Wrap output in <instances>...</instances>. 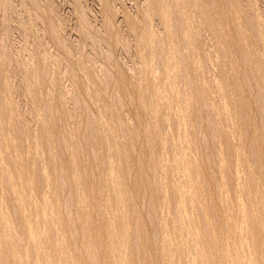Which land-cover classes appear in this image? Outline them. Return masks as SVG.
<instances>
[{"label":"rangeland","instance_id":"1","mask_svg":"<svg viewBox=\"0 0 264 264\" xmlns=\"http://www.w3.org/2000/svg\"><path fill=\"white\" fill-rule=\"evenodd\" d=\"M0 153V264H264V0H0Z\"/></svg>","mask_w":264,"mask_h":264},{"label":"bare ground","instance_id":"2","mask_svg":"<svg viewBox=\"0 0 264 264\" xmlns=\"http://www.w3.org/2000/svg\"><path fill=\"white\" fill-rule=\"evenodd\" d=\"M209 1V0H208ZM203 3V2H202ZM205 3V2H204ZM200 5H201V2H200ZM206 15V14H205ZM248 16H250V15H248ZM205 17V16H204ZM241 18V17H240ZM207 23V22H206ZM236 26H237V24H236ZM232 29V28H231ZM224 30V29H223ZM251 33V32H250ZM188 34V33H187ZM230 34V33H229ZM227 35V34H226ZM234 37V36H233ZM184 40V39H183ZM234 41V40H233ZM221 43V42H220ZM224 47V46H223ZM237 50V49H236ZM2 53V52H1ZM2 56V55H1ZM196 56V55H195ZM2 58V57H1ZM230 61V60H229ZM259 63V62H258ZM239 64V63H238ZM76 70V69H75ZM45 72V71H44ZM123 72V71H122ZM228 72V71H227ZM36 75V74H35ZM153 77V76H152ZM7 78V77H6ZM237 78V77H236ZM236 81V80H235ZM80 83V82H79ZM160 83V82H159ZM88 85V84H87ZM220 85V84H219ZM227 85V84H226ZM41 86V85H40ZM93 86V85H92ZM237 86V85H236ZM151 87V86H150ZM3 88V87H2ZM49 88V87H48ZM120 90V89H119ZM51 91V90H50ZM128 91V90H127ZM158 91V90H157ZM159 92V91H158ZM28 94V93H27ZM98 96V95H97ZM152 96V95H151ZM248 99V98H247ZM237 100V99H236ZM40 101V100H39ZM174 104V103H173ZM144 105V104H143ZM2 107V106H1ZM179 107V106H178ZM155 108V107H154ZM152 109V108H151ZM184 110V109H183ZM3 111V110H2ZM160 113V112H159ZM134 114V113H133ZM153 114V113H152ZM169 114V113H168ZM167 114V115H168ZM51 116V115H50ZM2 118V117H1ZM222 118V117H221ZM8 120V119H7ZM245 121V120H244ZM141 122V121H140ZM46 123V122H45ZM238 124V123H237ZM51 126V125H50ZM250 127V126H249ZM8 129V128H7ZM6 129V130H7ZM52 129V128H51ZM13 130V129H12ZM109 130V129H108ZM117 130V129H116ZM61 134V133H60ZM4 135V134H3ZM114 135V134H113ZM13 136V135H12ZM53 136V135H52ZM2 137V136H1ZM186 137V136H185ZM113 138V137H112ZM117 138V137H116ZM116 138H115V140H116ZM142 139V138H141ZM29 140V139H28ZM162 141V140H161ZM47 142V141H46ZM102 142V141H101ZM53 143V142H52ZM59 144V143H58ZM143 144V143H142ZM41 145V144H40ZM117 145V144H116ZM108 146V145H107ZM148 149V148H147ZM4 152V151H3ZM36 152V151H35ZM0 154H2V153H0ZM37 155V154H36ZM40 155V154H39ZM148 158V157H147ZM162 159V158H161ZM24 161V160H23ZM65 161V160H64ZM40 164V163H39ZM182 164V163H181ZM71 165V164H70ZM5 166V165H4ZM236 166V165H235ZM49 171V170H48ZM18 172V171H17ZM147 172V171H146ZM45 173V172H44ZM16 174V173H15ZM74 174V173H73ZM263 174V173H262ZM51 175V174H50ZM24 176V175H23ZM53 176V175H52ZM11 177V176H10ZM181 179V178H180ZM24 180V179H23ZM28 180V179H27ZM56 180V179H55ZM195 180V179H194ZM24 182V181H23ZM48 182V181H47ZM54 182V181H53ZM45 185V184H44ZM61 185V184H60ZM241 185V184H240ZM187 187V186H186ZM248 187V186H247ZM164 190V189H163ZM32 192V191H31ZM254 193V192H253ZM78 194V193H77ZM128 194V193H127ZM252 194V193H251ZM120 195V194H119ZM33 196V195H32ZM112 196V195H111ZM30 197V196H29ZM262 197V196H261ZM4 198V197H3ZM33 198V197H32ZM31 201V200H30ZM137 202V201H136ZM252 202V201H251ZM255 202V201H254ZM35 204V203H34ZM137 204V203H136ZM183 205V204H182ZM243 205V204H242ZM252 205V204H251ZM29 206V205H28ZM27 206V207H28ZM32 207V206H31ZM237 207V206H236ZM61 208V207H60ZM118 208V207H117ZM86 209V208H85ZM184 209V208H183ZM5 210V209H4ZM183 211V210H182ZM141 213V212H140ZM251 213V212H250ZM56 214V213H55ZM60 214V213H59ZM2 215V214H1ZM42 215H44V214H42ZM41 215V216H42ZM105 215V214H104ZM167 216V215H166ZM169 216V215H168ZM182 216V215H181ZM36 217V216H35ZM58 217V216H57ZM93 217V216H92ZM1 219V218H0ZM251 219V218H250ZM65 220V219H64ZM4 221V220H3ZM45 221V220H44ZM119 221V220H118ZM66 222V221H65ZM170 223V222H169ZM29 224V223H28ZM183 224V223H182ZM169 225V224H168ZM184 225V224H183ZM2 226V225H1ZM12 226V225H11ZM30 226V225H29ZM37 227V226H36ZM196 227V226H195ZM222 227V226H221ZM3 228V227H2ZM174 228V227H173ZM194 228V227H193ZM30 230H32L31 229V227H30ZM130 230V229H129ZM196 230V229H195ZM57 231V230H56ZM99 231V230H98ZM32 232V231H31ZM237 232V231H236ZM60 233V232H59ZM174 234V233H173ZM38 235V234H37ZM102 235V234H101ZM122 235V234H121ZM225 235V234H224ZM32 237V236H31ZM122 237V236H121ZM169 237V236H168ZM210 237V236H209ZM53 238V237H52ZM181 238V237H180ZM174 239V238H173ZM183 239V238H182ZM259 239V238H258ZM180 240V239H179ZM87 242H89V241H87ZM94 242H95V240H94ZM175 242V241H174ZM239 242V241H238ZM112 243V242H111ZM121 243V242H120ZM67 244V243H66ZM204 244V243H203ZM33 245V244H32ZM65 245V244H64ZM96 246V245H95ZM121 246V245H120ZM195 246V245H194ZM142 247V246H141ZM43 248V247H42ZM175 248V247H174ZM190 248V247H189ZM226 248V247H225ZM231 248H232V246H231ZM156 249V248H155ZM164 249V248H163ZM8 250V249H7ZM225 250V249H224ZM15 251V250H14ZM62 251V250H61ZM57 253V252H56ZM175 253V252H174ZM187 253V252H186ZM45 254V253H44ZM101 254V253H100ZM43 255V254H42ZM141 255H142V253H141ZM243 255V254H242ZM17 256V255H16ZM61 256V255H60ZM114 256V255H113ZM46 257V256H45ZM84 258V257H83ZM157 258V257H156ZM40 259V258H39ZM56 259V258H55ZM61 259V258H60ZM171 259V258H170ZM107 260V259H106ZM137 260V259H136ZM210 261V260H209ZM237 261V260H236ZM49 262V261H48ZM178 262H179V260H178ZM215 262V261H214ZM4 263V262H3ZM34 263V262H33ZM63 263V262H62ZM112 263V262H111ZM70 264V263H69ZM195 264V263H194Z\"/></svg>","mask_w":264,"mask_h":264}]
</instances>
